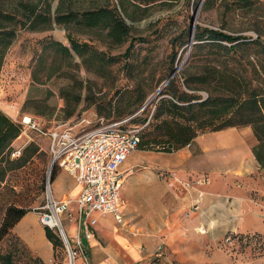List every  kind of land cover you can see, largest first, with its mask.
<instances>
[{"label": "rangeland", "instance_id": "rangeland-1", "mask_svg": "<svg viewBox=\"0 0 264 264\" xmlns=\"http://www.w3.org/2000/svg\"><path fill=\"white\" fill-rule=\"evenodd\" d=\"M113 2L118 5L119 0ZM52 3L55 5L56 0ZM241 5L240 0H157L146 8L144 5L140 8L130 6L134 10L133 19L121 11L131 26L130 35L142 36L145 40L134 41L126 57L122 54L129 40L116 44L101 29L71 25L67 30L57 24L46 30L19 28L0 71V108L16 122L24 113L37 117L44 128L54 122L74 123L82 117L90 120L93 125L97 118H120L118 110L127 109V98L137 89H144L147 97L130 119L132 124L141 125V119L152 112L158 94L145 105L146 100L168 79L171 68L179 69L190 62L193 65L206 61L223 63L225 52L218 43L210 42L207 36L200 41L193 39L201 31L198 26L231 35H257L256 30L264 24V0H256L251 7ZM67 31L78 41L95 48L98 54L100 52L104 56L117 58L104 65L91 60L87 67L73 50L72 58L68 60L56 46H45V42L50 39L70 46ZM221 44L229 45L226 41ZM252 52V49L239 50L238 55L243 54L244 57L231 60L230 63L250 71L252 65L249 60L256 64ZM174 54L176 57L172 62ZM65 73L68 77L62 76ZM252 76V84L255 85L257 80L253 73ZM201 93L206 95L203 90ZM28 98L31 101L24 108L23 104ZM77 98L80 100L77 101ZM127 115L131 114L122 116ZM237 128L246 140L250 138L253 144L256 143L250 125ZM29 136L36 142L38 149L23 167L9 173L0 187V226L9 205L26 208L60 240L57 246H53V257L46 264H68V250L57 226L50 227L42 221L43 213L50 211L47 202L52 196L51 189H48V186L52 187L51 170L55 176L62 169L56 166L49 169L48 139L43 134L27 131L13 140V149L22 145V152L29 143ZM20 152L14 156H19ZM63 178L67 184L73 181L71 175ZM244 181V193L250 205L245 223L248 226L249 222L261 220L263 224H257L259 227H251L250 230L246 228L243 231L225 232L217 247L231 257L232 262L229 261V264H264V169L259 167L247 174ZM69 203V210L60 215L59 221L69 245L73 247V238L68 236L64 226L69 222L77 226L78 212L76 202L71 199ZM82 232L80 229L79 234ZM18 233L15 223L0 240V256L10 252L13 256L12 264H45L34 261L31 256L36 255ZM226 234L231 235L233 243L222 248ZM74 261L75 264L80 261V264H87L84 257ZM2 263L3 259L0 258Z\"/></svg>", "mask_w": 264, "mask_h": 264}, {"label": "crops", "instance_id": "crops-1", "mask_svg": "<svg viewBox=\"0 0 264 264\" xmlns=\"http://www.w3.org/2000/svg\"><path fill=\"white\" fill-rule=\"evenodd\" d=\"M253 145L237 126H229L201 132L171 152L136 148L119 169L126 224L111 214L93 213L94 236L83 237L87 264H150L160 242L163 264H229L231 257L217 247L222 234L263 224L245 223L250 205L244 179L259 168ZM65 175L70 174L59 170L50 189L53 198L68 202L69 210L80 186L74 179L65 183ZM16 226L40 261L52 259L53 244L31 211ZM64 229L74 239L76 226L69 222Z\"/></svg>", "mask_w": 264, "mask_h": 264}, {"label": "trees", "instance_id": "trees-1", "mask_svg": "<svg viewBox=\"0 0 264 264\" xmlns=\"http://www.w3.org/2000/svg\"><path fill=\"white\" fill-rule=\"evenodd\" d=\"M0 0V71L6 58L8 48L16 38L19 28L29 30L51 29L53 24L62 25L69 30L71 25L87 29H101L106 37L116 44L129 40L123 52L126 57L134 41H144L142 36H131V26L125 20L133 19L132 8H146L157 0H119L118 5L113 0ZM241 6L251 7L256 0H240ZM7 3V4H5ZM11 5V6H9ZM122 11V13H121ZM200 32L194 40L206 38L218 43L225 52L223 63L203 64L188 63L179 69L171 68L168 79L150 113L148 123L139 132L138 149H150L171 152L190 143L197 134L205 131L220 130L229 126L250 125L256 143L252 151L259 167L264 169V24L257 29L255 37L241 34L231 35L221 30L199 27ZM66 36L70 46L60 41L50 39L45 46H56L59 52L70 60L71 50L81 57V61L89 67V61L102 65L112 63L117 57L104 56L96 52L88 43L78 41L67 31ZM226 41L229 45H222ZM252 49L256 64L249 60L252 69L237 68L231 60H240L239 50ZM90 55L88 56V54ZM97 53V54H96ZM176 55L172 57L174 61ZM248 59V55H246ZM255 75L257 83L252 84ZM68 77V74H62ZM82 87V83L80 84ZM205 91L203 95L201 91ZM147 91L137 89L127 99V109L118 110L121 119L124 114L133 112L143 105ZM80 99L77 98V101ZM31 98L26 99L24 108L29 106ZM122 116V117H121ZM130 116V115H127ZM141 119L144 124L148 119ZM133 117V116H132ZM131 117V118H132ZM112 120H117L109 118ZM22 126L0 109V187L5 177L12 171L23 167L36 152L38 146L30 140L19 156H13V140L20 134ZM54 179L51 170V181ZM27 209L9 205L0 226V240L8 233L15 223L27 213ZM45 235L57 246L59 238L45 227ZM234 235V234H233ZM12 254L6 252L0 256L4 264H12ZM39 261L37 256H31ZM3 264V263H2Z\"/></svg>", "mask_w": 264, "mask_h": 264}, {"label": "built area", "instance_id": "built-area-1", "mask_svg": "<svg viewBox=\"0 0 264 264\" xmlns=\"http://www.w3.org/2000/svg\"><path fill=\"white\" fill-rule=\"evenodd\" d=\"M132 116L117 120L101 117L97 118L93 125L90 120L82 117L74 123L54 122L48 128L41 125L39 118L29 114H23L18 120L22 126L20 134L35 131L47 137V149L50 154L49 169L53 166L61 168L80 186L79 194L74 200L78 212V225L73 239L74 248L69 243L67 247L70 259L84 257L87 261L84 256L83 237L88 240L94 236L93 228L96 223L94 212L111 214L118 224L121 226L126 224L121 209L122 179L119 169L136 149L139 132L150 118L148 116L144 124L136 125L131 123ZM30 140L33 139L29 136L28 141ZM21 147L22 145L14 148L12 155L19 154ZM67 203L51 196L47 202L50 211L43 213L42 218L55 219L56 215L60 219V215L68 211ZM80 229H83L81 235ZM222 241V248H227L233 243L230 234H226ZM164 257L165 246L160 242L155 248L150 264H163Z\"/></svg>", "mask_w": 264, "mask_h": 264}, {"label": "water", "instance_id": "water-1", "mask_svg": "<svg viewBox=\"0 0 264 264\" xmlns=\"http://www.w3.org/2000/svg\"><path fill=\"white\" fill-rule=\"evenodd\" d=\"M164 85H165V82L162 83V84L157 88V90L154 92V94H153L152 96H150V97L146 100L145 105L151 100L152 97H154L155 95H157V94H159V93L161 92V90L163 89ZM57 228H58V230H59V232H60V235H61V237H62V240H63L64 244L66 245V247H68V241H67V239H66V236H65L64 232L62 231V229H61L59 226H57Z\"/></svg>", "mask_w": 264, "mask_h": 264}, {"label": "bare ground", "instance_id": "bare-ground-1", "mask_svg": "<svg viewBox=\"0 0 264 264\" xmlns=\"http://www.w3.org/2000/svg\"><path fill=\"white\" fill-rule=\"evenodd\" d=\"M42 221L45 224H48L50 227H55L57 225H59L61 227V224H60V221H59V216L57 217L56 215H55V219H49L47 217H43ZM73 228H74V226H73ZM62 231H63V229H62ZM68 264H74V260L69 258V263Z\"/></svg>", "mask_w": 264, "mask_h": 264}]
</instances>
